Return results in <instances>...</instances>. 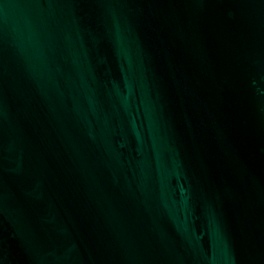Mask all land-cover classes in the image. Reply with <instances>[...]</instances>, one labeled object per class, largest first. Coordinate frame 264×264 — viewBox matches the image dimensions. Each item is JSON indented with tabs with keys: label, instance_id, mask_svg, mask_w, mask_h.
Wrapping results in <instances>:
<instances>
[{
	"label": "water",
	"instance_id": "1",
	"mask_svg": "<svg viewBox=\"0 0 264 264\" xmlns=\"http://www.w3.org/2000/svg\"><path fill=\"white\" fill-rule=\"evenodd\" d=\"M0 264H264V0H0Z\"/></svg>",
	"mask_w": 264,
	"mask_h": 264
}]
</instances>
